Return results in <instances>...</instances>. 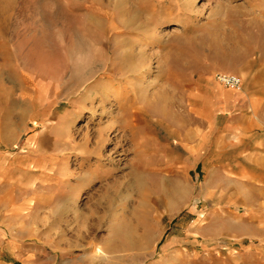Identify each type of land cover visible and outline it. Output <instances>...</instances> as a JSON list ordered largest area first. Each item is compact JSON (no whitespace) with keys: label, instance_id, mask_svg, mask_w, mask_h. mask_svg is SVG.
I'll use <instances>...</instances> for the list:
<instances>
[{"label":"rangeland","instance_id":"rangeland-1","mask_svg":"<svg viewBox=\"0 0 264 264\" xmlns=\"http://www.w3.org/2000/svg\"><path fill=\"white\" fill-rule=\"evenodd\" d=\"M119 1L0 9V264H264V0Z\"/></svg>","mask_w":264,"mask_h":264},{"label":"bare ground","instance_id":"bare-ground-1","mask_svg":"<svg viewBox=\"0 0 264 264\" xmlns=\"http://www.w3.org/2000/svg\"><path fill=\"white\" fill-rule=\"evenodd\" d=\"M5 2V7H4V2ZM117 3H119V0ZM12 7V9L14 8L15 10L17 9V2L16 0H0V9L3 8H10ZM26 12V11H25ZM62 10H56L53 14H47L49 16H45V18L47 19H51L52 21L50 22V26H49V31L53 32L52 35L50 37H48L47 35L43 34L39 28L38 31L39 35L38 36H32V38L29 40L28 42V50L25 54V57L27 59L30 60H34L36 62H40V61H47V60H51V59H56V58H67V51L68 54L70 55V50H69V45H65L62 42L60 43L59 41L56 43L55 41V37L56 34L61 31L64 32V30H70V28H66L64 27V22H63V16L61 14ZM54 17L56 18V20L54 19ZM88 19V18H87ZM123 22H125V19L122 20ZM89 23V24H88ZM88 26H84V28H82L81 32V37L84 39L83 41H78L74 47L76 48L73 52L75 51H79L81 52L82 50L86 51L89 50L88 53L91 52L90 50V46L89 44V40L90 42H94L92 41L91 37H96L97 34L94 32L95 28H91L92 25H96L98 24V21L96 20H88L87 23ZM1 31V30H0ZM37 31V32H38ZM89 37V40H88ZM2 48V44H0V56H3L2 54H4V51ZM89 48V49H88ZM126 51L128 50H122L119 51L118 54H124ZM5 55H9V54H5ZM85 83V80H83L82 84ZM131 117H133L134 119H137V113L132 115ZM133 122H135V120H133ZM123 128V127H122ZM145 178V177H144ZM143 178L142 174L138 173V172H134V184L138 187V188H142L145 185V179ZM147 178V177H146ZM151 185L154 184V182L152 181V179L150 180ZM167 189L169 191H171V193L174 195H181L183 194V182L180 180H171ZM262 190H259L258 192H260ZM254 194V193H249L245 195V200L247 201V203H249L246 207L250 208V207H255L253 204H250L251 201V197L252 196H256L258 198H263L264 197V193H258ZM245 227V226H242ZM239 225H235L233 227H231L229 230H232L233 232H236L238 235H242V237H244L243 233L247 232L246 228H242ZM127 229V228H126ZM201 229V227L199 228V230ZM128 231L131 233V230H126L124 232V234L126 235V233L129 235ZM215 235L219 234V231H215L214 232ZM213 234V235H214ZM236 237V236H235ZM241 237V236H239Z\"/></svg>","mask_w":264,"mask_h":264}]
</instances>
